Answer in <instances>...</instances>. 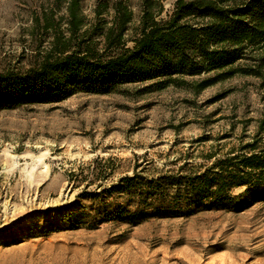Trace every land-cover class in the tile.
<instances>
[{
    "label": "rangeland",
    "instance_id": "obj_1",
    "mask_svg": "<svg viewBox=\"0 0 264 264\" xmlns=\"http://www.w3.org/2000/svg\"><path fill=\"white\" fill-rule=\"evenodd\" d=\"M67 1L0 0V72L32 64L52 37L34 30V19L60 20ZM96 1L80 0L87 19ZM122 1L132 12L131 35L141 0ZM175 1L160 0L159 18ZM250 52L199 77L1 110L0 264H264L263 192L245 195L234 208L133 227L103 223L88 230L68 226L65 218L88 211L89 194L134 172L147 179L195 173L244 153L246 145L264 149V68L258 76L253 59L261 51Z\"/></svg>",
    "mask_w": 264,
    "mask_h": 264
},
{
    "label": "trees",
    "instance_id": "obj_2",
    "mask_svg": "<svg viewBox=\"0 0 264 264\" xmlns=\"http://www.w3.org/2000/svg\"><path fill=\"white\" fill-rule=\"evenodd\" d=\"M226 2L176 0L162 19L160 0H141L139 23L128 35L132 12L124 1L97 0L93 17L87 19L80 0H68L60 20L51 14L34 19L33 29L50 31L52 37L32 64L21 71L0 72V111L58 103L76 93L108 94L126 84L164 85L176 78L199 77L244 60L246 51H261L253 59L260 76L264 68V0L239 6ZM238 72L254 73L242 68ZM256 146L246 145L244 153L215 161L195 173H166L147 179L134 172L121 177L89 194L92 205L88 211L66 213L67 225L88 230L103 223L133 227L151 219L239 206L245 195L264 193V149L257 151ZM241 187L245 188L242 194H231Z\"/></svg>",
    "mask_w": 264,
    "mask_h": 264
}]
</instances>
